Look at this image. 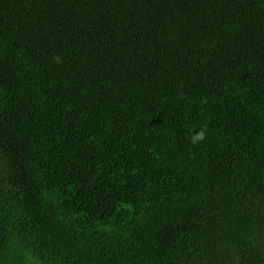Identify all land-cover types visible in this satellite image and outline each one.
Wrapping results in <instances>:
<instances>
[{"label": "trees", "instance_id": "trees-1", "mask_svg": "<svg viewBox=\"0 0 264 264\" xmlns=\"http://www.w3.org/2000/svg\"><path fill=\"white\" fill-rule=\"evenodd\" d=\"M0 264H264V0H0Z\"/></svg>", "mask_w": 264, "mask_h": 264}, {"label": "clouds", "instance_id": "clouds-1", "mask_svg": "<svg viewBox=\"0 0 264 264\" xmlns=\"http://www.w3.org/2000/svg\"><path fill=\"white\" fill-rule=\"evenodd\" d=\"M57 63H60V57H54L53 58ZM205 132H206V128H202L195 136L192 137L191 142L193 144L198 143L199 141H202L205 138Z\"/></svg>", "mask_w": 264, "mask_h": 264}]
</instances>
